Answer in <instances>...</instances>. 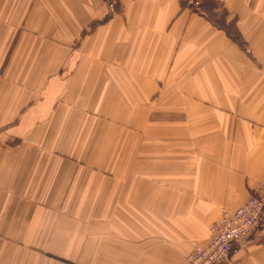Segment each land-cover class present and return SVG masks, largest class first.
Segmentation results:
<instances>
[{
  "label": "crops",
  "instance_id": "obj_1",
  "mask_svg": "<svg viewBox=\"0 0 264 264\" xmlns=\"http://www.w3.org/2000/svg\"><path fill=\"white\" fill-rule=\"evenodd\" d=\"M217 1L0 0V264H187L256 190L264 0Z\"/></svg>",
  "mask_w": 264,
  "mask_h": 264
},
{
  "label": "built area",
  "instance_id": "obj_2",
  "mask_svg": "<svg viewBox=\"0 0 264 264\" xmlns=\"http://www.w3.org/2000/svg\"><path fill=\"white\" fill-rule=\"evenodd\" d=\"M253 234L264 238V179L238 208L211 225L207 243L194 245L187 254V262L226 264L234 244Z\"/></svg>",
  "mask_w": 264,
  "mask_h": 264
},
{
  "label": "trees",
  "instance_id": "obj_3",
  "mask_svg": "<svg viewBox=\"0 0 264 264\" xmlns=\"http://www.w3.org/2000/svg\"><path fill=\"white\" fill-rule=\"evenodd\" d=\"M206 4H207V8L210 9V7H212L214 4L215 5H219L217 0H206ZM202 5V4H201ZM236 29L232 26L230 28V35H232L234 38L237 36L236 35Z\"/></svg>",
  "mask_w": 264,
  "mask_h": 264
},
{
  "label": "rangeland",
  "instance_id": "obj_4",
  "mask_svg": "<svg viewBox=\"0 0 264 264\" xmlns=\"http://www.w3.org/2000/svg\"><path fill=\"white\" fill-rule=\"evenodd\" d=\"M189 1H191V4H192V6H195V7H199L198 6V4H200V2H199V0H194L195 2L197 1L198 2V4L196 3H194V2H192V0H189ZM201 1V0H200ZM194 3V4H193ZM198 9H200V8H198ZM254 235V234H253ZM252 236V235H251ZM257 236V235H256ZM258 237V236H257ZM258 238H260V237H258ZM260 239H264V238H260ZM192 249V248H191ZM187 257V256H186ZM186 262H187V259H186ZM187 264H189L188 262H187Z\"/></svg>",
  "mask_w": 264,
  "mask_h": 264
},
{
  "label": "water",
  "instance_id": "obj_5",
  "mask_svg": "<svg viewBox=\"0 0 264 264\" xmlns=\"http://www.w3.org/2000/svg\"><path fill=\"white\" fill-rule=\"evenodd\" d=\"M194 4V3H193Z\"/></svg>",
  "mask_w": 264,
  "mask_h": 264
}]
</instances>
